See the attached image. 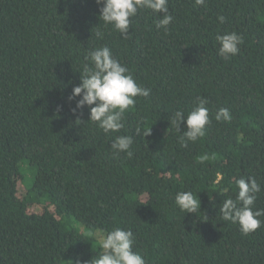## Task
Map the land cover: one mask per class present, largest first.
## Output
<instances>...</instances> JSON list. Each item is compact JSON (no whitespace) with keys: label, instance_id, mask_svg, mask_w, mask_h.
Listing matches in <instances>:
<instances>
[{"label":"trees","instance_id":"1","mask_svg":"<svg viewBox=\"0 0 264 264\" xmlns=\"http://www.w3.org/2000/svg\"><path fill=\"white\" fill-rule=\"evenodd\" d=\"M100 7L0 0V264L88 261L117 227L133 231L146 264H264V224L245 235L219 213L241 177L261 186L253 211L264 210V0H168L167 32L142 8L127 36ZM229 32L243 43L224 57L216 36ZM105 45L151 89L107 134L69 100L88 52ZM198 98L210 123L183 147L185 124L170 120ZM220 108L230 121L216 120ZM138 123L151 134L137 135ZM119 135L133 138L131 157L111 148ZM180 191L200 200L196 213L176 205Z\"/></svg>","mask_w":264,"mask_h":264},{"label":"clouds","instance_id":"2","mask_svg":"<svg viewBox=\"0 0 264 264\" xmlns=\"http://www.w3.org/2000/svg\"><path fill=\"white\" fill-rule=\"evenodd\" d=\"M100 7L99 19L105 26L111 25L121 35L127 36L131 29V17L136 16L139 9L147 8L160 14L161 19L156 21L157 29L163 28L168 31L173 16L170 14L168 0H96ZM197 6L205 5V0H195ZM221 23L225 17L219 16ZM102 37V32L96 33ZM216 41L219 42V54L224 57L235 56L239 52V46L243 43V37L236 32L218 34ZM82 65L81 83L73 88L69 100L79 99L76 107L72 109L73 114L77 109L89 108V121L97 123L105 134L118 132L124 127L122 118L124 113L136 103L137 96L148 97L151 89L142 87L136 83L127 66L114 58L108 46L97 47L90 50ZM207 100L198 98V105L185 116L182 110L175 111L170 120L180 129L185 124L186 131L180 136L183 147L188 142H195L205 135V127L210 123L209 111L205 106ZM216 120L230 121L231 115L227 108H220L216 114ZM77 121L82 122L79 118ZM152 127L147 128L138 123L137 135L147 137L151 134ZM131 136L119 135L111 143V148L117 153H126L128 157L133 155ZM205 159L207 157H204ZM238 194L236 199H225L219 209L224 221L239 224L243 234L248 235L264 224L259 219L264 215V210L253 211L257 195L261 192V186L255 178L241 177L236 180ZM175 203L185 213H196L200 209V200L197 201L191 191H180L176 194ZM135 242L134 233L131 229L114 228L105 237L99 240L102 252L91 260L82 261L79 257L69 259L66 264H146L139 252L133 251Z\"/></svg>","mask_w":264,"mask_h":264},{"label":"rangeland","instance_id":"3","mask_svg":"<svg viewBox=\"0 0 264 264\" xmlns=\"http://www.w3.org/2000/svg\"><path fill=\"white\" fill-rule=\"evenodd\" d=\"M24 162H26V161H24ZM31 177L29 176L28 178L26 177V180H25V185L26 186H28V185H30V183H31Z\"/></svg>","mask_w":264,"mask_h":264}]
</instances>
